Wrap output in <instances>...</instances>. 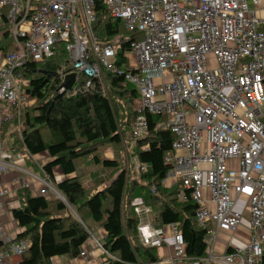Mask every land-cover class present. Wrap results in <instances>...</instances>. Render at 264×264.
<instances>
[{"label": "built area", "instance_id": "2783aa9c", "mask_svg": "<svg viewBox=\"0 0 264 264\" xmlns=\"http://www.w3.org/2000/svg\"><path fill=\"white\" fill-rule=\"evenodd\" d=\"M97 1L0 0V40L12 36L8 51L0 44V208L11 194L5 179L9 171L17 172L20 187L39 183L44 188L38 195L56 194L49 176L40 179L22 166L31 155L3 144L2 126L17 120L20 133L21 105L34 103L17 85L20 69L54 60L60 57L59 51L66 57L55 72L60 81L57 94L71 97L89 89L105 93L103 72L110 73L139 92L133 139L146 135L147 115L164 117L157 128L174 136L164 157L171 170L163 183L171 186L179 181L190 191L197 205V223L207 230V255L187 258L177 225L153 227L150 210L136 200L141 245L171 246L172 254L160 264H262L264 14L258 11L256 15L250 6L263 11L264 0H100L111 19L122 21L127 31L143 35L142 41L129 43L120 65L122 39L117 36L101 42L95 34ZM209 53L215 56L217 69H210ZM71 74L75 75L72 87L60 88ZM133 162L136 173L146 170L145 165ZM245 211L249 214V243L214 255L218 233L239 228ZM90 237L102 249L92 234ZM27 247L25 242H13L0 223V264L8 260L20 264ZM85 254L81 249L79 255Z\"/></svg>", "mask_w": 264, "mask_h": 264}, {"label": "trees", "instance_id": "16d2710c", "mask_svg": "<svg viewBox=\"0 0 264 264\" xmlns=\"http://www.w3.org/2000/svg\"><path fill=\"white\" fill-rule=\"evenodd\" d=\"M95 13L98 39L110 42L119 37L120 20L111 19L100 0ZM132 41L121 40L118 65ZM2 49L6 52L10 47ZM62 63L60 59L40 61L20 69L29 80L25 93L34 103L20 108V133H8V127L2 126L3 143L34 158H26L24 165L34 167L33 160L39 163L38 157L45 155L43 172L54 180L56 169L65 178L55 184L65 202L52 193L16 194L19 206L10 213L21 231L12 241L28 245L20 264H51L55 256L77 257L95 231L91 223L104 230L100 244L106 264H158L157 249L145 248L139 241V217L133 205L136 200L150 210L153 227L177 225L188 258L206 256L207 230L197 223V205L190 191L179 181L170 187L163 183L171 170L164 157L174 139L170 131L157 128L165 118L147 115L146 135L133 139L131 128L139 92L132 84L106 72L105 93L89 89L55 99L60 81L47 73L56 72ZM106 148L112 149L113 158L103 155ZM135 160L146 166L144 172L134 171ZM80 166L92 169L79 174ZM71 175L74 177L68 178Z\"/></svg>", "mask_w": 264, "mask_h": 264}, {"label": "crops", "instance_id": "0c3cea01", "mask_svg": "<svg viewBox=\"0 0 264 264\" xmlns=\"http://www.w3.org/2000/svg\"><path fill=\"white\" fill-rule=\"evenodd\" d=\"M258 11L260 12V14H264V10L261 11V9H259ZM2 140H3V137H2ZM6 145H8V144H6ZM42 158H43V160L45 159L44 156L38 157V159H40V160ZM111 158L112 157H110V159ZM33 163L35 166L30 167V169L26 167L27 164L26 165L22 164V166H24V168L28 172H30L32 175H34L40 179L45 180L47 174H45L43 172V169H41V167H42L41 164L37 163L36 160H33ZM59 172L60 171L56 170V169L53 171L54 180L49 177L50 180L52 181V183L54 184V187H55V184H56V181L58 178H61L62 180L65 179L61 174H59ZM74 175H71L68 178L74 177ZM17 177H18V174L15 171H9L7 173L5 179L7 181L6 182L7 186L11 185L10 186L11 187V190H10L11 194L6 199H4L3 206L0 208V223L5 227L6 232L9 234V237L12 240L21 231V229L19 228L17 223L13 220L11 213H10V210L12 208L19 206L18 200L16 199V194L18 193V191H24L23 193L29 192L31 195H38V189H36L35 184L31 188L20 187L18 185L17 180H16ZM164 185L166 187H170L167 183H165ZM55 190H56V188H55ZM57 192L58 191L56 190V194H53V195L57 196ZM246 213L248 214V211L244 212V220L242 222V225L239 228H237L234 232H227L228 234H226V233L222 234L221 237H218V239L216 237L217 241L216 240L215 241L218 242V248H217L218 252L213 251L214 255H223L227 251H233L235 249L242 248L247 243H249V241L251 239V232L249 230V214L246 218V216H245ZM91 226L95 230L91 234L100 242L105 236L104 230L102 228H100L99 226L94 225L93 223H91ZM214 245H215V242H214ZM163 247H165L167 249L168 257H169V255L172 254V252H173L172 247L168 246V245H164ZM81 249H83V251H85V253H86L85 256L81 257L80 255H78L75 258H70L67 256H55L51 259V264H106L105 263L106 257L103 255L104 252L102 250L103 248L102 249L99 248V246H97L92 240H90L88 243L84 244ZM156 249H157V254H158V257L160 260L158 262V264H160V262L165 261L168 257H161L160 256L161 254L159 252V248H156ZM213 249H214V247H213ZM21 257L19 258V261L21 260ZM10 262H11V260H8L7 264H9ZM262 263H263V259H262Z\"/></svg>", "mask_w": 264, "mask_h": 264}, {"label": "rangeland", "instance_id": "374dc122", "mask_svg": "<svg viewBox=\"0 0 264 264\" xmlns=\"http://www.w3.org/2000/svg\"><path fill=\"white\" fill-rule=\"evenodd\" d=\"M250 7H251V9H253V10L256 11V15H259V12H258L259 7H254V6H250ZM120 26H122V29H121V32H120L119 37L122 38L123 41L126 42L129 39H132V40L138 41V42L142 41L143 35L141 33L127 31L124 28V23L122 21H120ZM11 43H12V36L10 34L8 35V37L1 38V40H0V44L3 47L7 46L9 48L10 45H11ZM57 55L60 56V57H58L56 59H60V61H64V63H65V57H66V55L63 52H59V51L57 52ZM56 59H54V60H56ZM206 59H207V62L209 64L210 69L214 70V69H217L218 68L217 60H216L215 56L212 53L207 54L206 55ZM64 63H62V65ZM20 73H21V76L20 77H16V82H17V85L19 86V89L22 90V92L25 93L26 89L28 88V85L26 83H28L29 80H28V78L26 76L24 77L23 71H20ZM22 77H24V80L23 81H21V78ZM226 94H228V92H226ZM29 103L31 104L32 101H30ZM24 105L25 104H22L21 105V108L24 107ZM3 126H7L8 127V133L13 134L14 132H16V133L18 132L17 120H11V121L5 123ZM9 136H10V134H9ZM10 137H12L13 139L15 138L13 135H11ZM103 155L105 157L109 158V159H110V157L113 158V151H112V149L111 148H106V150L103 151ZM39 163L40 164H43L44 163L43 158L41 160H39ZM26 167L30 169V166L29 165H27ZM79 168H80V170H78V173L79 174L81 173L82 170H84L85 173H88L92 169V167H90V166H80ZM133 168H134V165H133ZM59 174H60V172H59ZM61 180H62L61 178H58L57 181H56V183H59ZM87 184H89V183H87ZM10 186H8L9 190H11V187ZM42 188H44L43 185H40L38 183L36 184V189L40 190ZM207 199L208 200L210 199V190L209 189L207 190ZM240 200L241 201H246V198L245 197H240ZM245 216L247 218L248 214L246 213ZM225 233L228 234L227 232H224V231L219 232L218 235H217V239H218V237H221V235L222 234H225ZM216 241H215V245H214V249H213L214 252H218L217 251L218 242H216ZM159 252L161 254L160 255L161 257H168V251H167V249L165 247L159 248Z\"/></svg>", "mask_w": 264, "mask_h": 264}, {"label": "water", "instance_id": "95a60500", "mask_svg": "<svg viewBox=\"0 0 264 264\" xmlns=\"http://www.w3.org/2000/svg\"><path fill=\"white\" fill-rule=\"evenodd\" d=\"M47 75H48L49 77H55L56 73H55V72H51V73H47ZM74 77H75V75H73V74L68 75V76L65 78L64 82L60 85V88H64L65 90L70 89V88L72 87V85H73ZM61 96H63V94H58V95L55 97V99H57V98H59V97H61ZM57 197H58L59 199H61L63 202H65L63 196H62L59 192H57Z\"/></svg>", "mask_w": 264, "mask_h": 264}]
</instances>
